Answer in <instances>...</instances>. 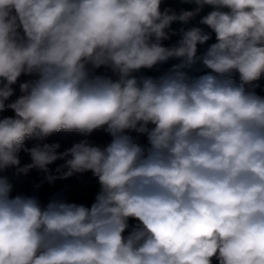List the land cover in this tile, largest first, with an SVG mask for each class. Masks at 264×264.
Segmentation results:
<instances>
[{
	"label": "clouds",
	"instance_id": "9594fccd",
	"mask_svg": "<svg viewBox=\"0 0 264 264\" xmlns=\"http://www.w3.org/2000/svg\"><path fill=\"white\" fill-rule=\"evenodd\" d=\"M165 3L0 0V264H264V0ZM9 169L98 191L42 204Z\"/></svg>",
	"mask_w": 264,
	"mask_h": 264
},
{
	"label": "trees",
	"instance_id": "16d2710c",
	"mask_svg": "<svg viewBox=\"0 0 264 264\" xmlns=\"http://www.w3.org/2000/svg\"><path fill=\"white\" fill-rule=\"evenodd\" d=\"M165 7H172L175 10L179 11L181 8L187 9L190 7L188 6H182L179 2V0H166V3L164 5ZM165 43V42H164ZM100 72H103L104 70L101 69L99 70ZM111 75V73H108ZM28 79V77H21V81H24ZM17 89V95L19 94L18 91V85L15 86ZM11 113V112H9ZM12 114V113H11ZM70 133H57L52 135L51 137L48 138V142H59L61 144V150H63L66 147H70L73 143L78 142L80 139L74 138L69 135ZM141 143H146V138L141 137L140 138ZM35 141H29L28 145L31 146ZM23 159V153H21V160ZM63 161H57L53 165H50L49 167L52 169L53 173L55 174V168L62 164ZM9 177V170L5 173ZM31 178L35 179L43 189V195L47 196L49 200L57 193L61 194L65 198V193L62 192V189L59 186V180H57L54 184H48L47 182L41 183L43 180V173H40L36 170H33L28 174ZM76 175H91L90 172L88 173H83V174H76ZM16 185L13 184V192L16 191ZM94 197L90 198H83L81 199V202L87 205H91L93 202Z\"/></svg>",
	"mask_w": 264,
	"mask_h": 264
},
{
	"label": "rangeland",
	"instance_id": "374dc122",
	"mask_svg": "<svg viewBox=\"0 0 264 264\" xmlns=\"http://www.w3.org/2000/svg\"><path fill=\"white\" fill-rule=\"evenodd\" d=\"M180 2V0H179ZM190 7L193 8V5H190ZM175 27H178V25H175ZM148 69H144L141 71L140 74H145ZM70 135L79 138V139H84L85 137L77 134V133H70ZM94 136L95 138V143L97 144H104L107 143L110 140V137L103 131V130H98L94 132L90 137H87L88 139H93ZM29 162V157L23 153V159H22V164ZM72 180L70 183L69 181ZM68 180L63 179L59 180V186L62 189V192L66 191V194L68 193V189L70 191V196L69 202H76V203H82L81 199L83 198H90L94 197L96 192L98 191V184L97 181L94 177L90 178L88 176H77L73 177L72 179ZM88 180V181H85ZM85 181V182H84ZM72 187V188H71Z\"/></svg>",
	"mask_w": 264,
	"mask_h": 264
},
{
	"label": "built area",
	"instance_id": "2783aa9c",
	"mask_svg": "<svg viewBox=\"0 0 264 264\" xmlns=\"http://www.w3.org/2000/svg\"><path fill=\"white\" fill-rule=\"evenodd\" d=\"M203 14V13H202ZM199 17L193 22V26L198 25ZM210 43V41H209ZM207 45L200 46V52H203ZM177 63V61H175ZM257 93L260 95L264 94V83L256 89ZM5 115H12L6 112ZM9 180L12 184L16 185V191L12 192V195H27V196H37L42 204H47L49 198L43 195V189L37 187V182L35 179L31 178L29 175H15L14 169H9ZM134 223V222H130Z\"/></svg>",
	"mask_w": 264,
	"mask_h": 264
},
{
	"label": "crops",
	"instance_id": "0c3cea01",
	"mask_svg": "<svg viewBox=\"0 0 264 264\" xmlns=\"http://www.w3.org/2000/svg\"><path fill=\"white\" fill-rule=\"evenodd\" d=\"M180 4H181V3H180ZM181 5H182V6H188V4H181ZM193 7H194V5H193ZM191 9H192V7H189V8H188V10H191ZM207 11H210V8L206 7V8L204 9V13H206ZM193 22H194V21H192L191 23L193 24ZM178 27H179V25H178ZM178 27H175V25H173V28H178ZM179 38H180L179 35L172 36L170 40L165 41V45L170 46V45H172V44H175V43L178 41ZM212 42H214V36H213V40L210 41V43H212ZM174 63H175V60H170V61H168L167 63L161 64V65H158V66H156L155 68H153V69H151V70H147L145 74H141V75L152 76V77H159V76L163 75L164 73H166V72L171 68V66H172ZM202 71H206V70L199 69V66H197V68L194 69V70L190 73V75H199V74L202 73ZM233 78L238 80V74H234V77H233ZM257 83L259 84V87H260V86L264 83V78H262V79H261L260 81H258ZM263 95H264V94H263ZM69 135H70V134H69ZM70 136H72V135H70ZM72 137H74V136H72ZM74 138H76V137H74ZM95 138H96V137L94 136V138L91 139V140H92L93 142H95ZM77 139H79V138H77ZM77 176H81V175H74V176H72V177H69L68 180L72 179L73 177L75 178V177H77ZM83 176H88V177H90V178L93 177L92 175H83ZM71 181H72V180H70L69 183H70ZM85 181H88V180H85ZM85 181H84V182H85ZM71 188H72V187H71ZM67 192L70 194L69 189H68ZM64 193H65V199L69 200V198H70V196H68L69 194L67 193V194H68V195H67V194H66V191H64ZM70 195H71V194H70ZM89 206H90V205H89Z\"/></svg>",
	"mask_w": 264,
	"mask_h": 264
},
{
	"label": "water",
	"instance_id": "95a60500",
	"mask_svg": "<svg viewBox=\"0 0 264 264\" xmlns=\"http://www.w3.org/2000/svg\"><path fill=\"white\" fill-rule=\"evenodd\" d=\"M39 185V188H42L41 185L39 183H37V186Z\"/></svg>",
	"mask_w": 264,
	"mask_h": 264
}]
</instances>
